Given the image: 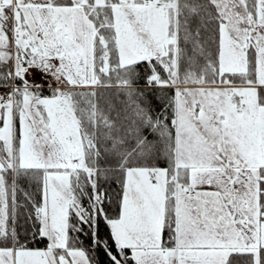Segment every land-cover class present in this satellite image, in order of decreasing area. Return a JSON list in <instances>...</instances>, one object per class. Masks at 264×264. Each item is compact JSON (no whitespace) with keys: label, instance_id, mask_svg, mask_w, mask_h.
Masks as SVG:
<instances>
[{"label":"snow or ice","instance_id":"1","mask_svg":"<svg viewBox=\"0 0 264 264\" xmlns=\"http://www.w3.org/2000/svg\"><path fill=\"white\" fill-rule=\"evenodd\" d=\"M0 264H264V0H0Z\"/></svg>","mask_w":264,"mask_h":264}]
</instances>
